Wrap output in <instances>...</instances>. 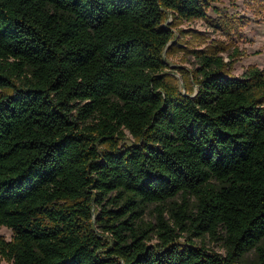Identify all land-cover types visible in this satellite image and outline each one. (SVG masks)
Instances as JSON below:
<instances>
[{
    "label": "trees",
    "instance_id": "trees-1",
    "mask_svg": "<svg viewBox=\"0 0 264 264\" xmlns=\"http://www.w3.org/2000/svg\"><path fill=\"white\" fill-rule=\"evenodd\" d=\"M214 1L0 0V258L264 264V69L166 58Z\"/></svg>",
    "mask_w": 264,
    "mask_h": 264
},
{
    "label": "rangeland",
    "instance_id": "rangeland-1",
    "mask_svg": "<svg viewBox=\"0 0 264 264\" xmlns=\"http://www.w3.org/2000/svg\"><path fill=\"white\" fill-rule=\"evenodd\" d=\"M213 6L216 8L208 9V19L184 20L175 27L181 32H177V39L171 43L172 49L166 58L169 71L177 78L182 90L185 89V80L192 78L191 74L198 66L194 50L218 49L233 76H242L251 65L264 69V1L215 0ZM230 16L233 18L229 19ZM224 21L227 25L219 26ZM177 199L181 200V197ZM155 206H149L144 216L146 221H156ZM0 236L9 240L12 230L0 225ZM181 240L186 239L182 237ZM206 240L211 249L226 253L221 244L209 241V237ZM0 264L12 263L0 258Z\"/></svg>",
    "mask_w": 264,
    "mask_h": 264
}]
</instances>
